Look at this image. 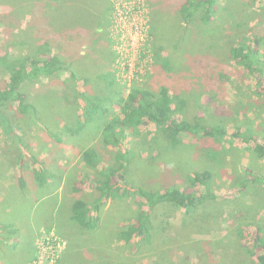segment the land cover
<instances>
[{"label":"rangeland","instance_id":"1","mask_svg":"<svg viewBox=\"0 0 264 264\" xmlns=\"http://www.w3.org/2000/svg\"><path fill=\"white\" fill-rule=\"evenodd\" d=\"M38 1L21 0L19 6L0 3V57L45 59L57 56L59 47H64V54L70 53L72 59L80 49L88 68L92 65L91 71L81 61L74 80L69 71L74 67L67 57L58 55L63 60L60 70L24 85L36 113H22L15 102L1 110L14 119L15 132L7 134L0 124V163H31L27 155L49 161L53 152L56 163H86L80 150L94 141L101 160L112 167L121 163L128 185L134 188L160 191L176 186L202 192L204 186L193 187L188 177L211 170L210 189L218 197L190 212L171 202L149 208L139 195L101 199V215L94 216L96 221L90 228L99 225L102 232L94 233L93 242L85 245L88 253H83L90 258L91 252L100 253L108 258V264H259V250L256 248L257 254L251 251L257 228L264 229V182H256L254 177L264 175V157L257 156L253 145L232 135L203 143L202 137L184 132V149H178L155 124L148 123L140 136L129 137L126 145L108 150L101 132L110 115L89 124L82 136L66 138L61 144L52 140L48 131L62 135L63 127L73 124L81 111L82 93L89 89L110 95L107 81L114 79L155 92L167 87L174 98L176 117L207 126L223 124L230 132L245 125L264 140V100L253 78L229 52L231 44L246 36L257 38L264 55V20L260 19L264 18V0H239L243 11L229 18L223 12L227 0H219V13L207 25L198 19L184 21L181 8L186 0H71L74 6L57 9L56 0H44L46 8L42 9L47 13L42 18L49 23L47 30L40 28L42 23L33 14ZM98 2L102 14L96 13ZM12 15H17L20 23L12 22ZM57 28L68 34L60 44ZM81 31L93 38V44L84 41L72 48L73 34ZM103 73L109 78H103ZM0 78L9 79L1 62ZM113 100L109 107L114 105L117 112V99ZM72 145L76 147L71 149ZM116 154L124 158L118 160ZM96 195L91 193L90 197ZM9 199L13 200L11 195ZM146 212L148 232L126 242L122 232ZM76 229L79 233L86 230Z\"/></svg>","mask_w":264,"mask_h":264},{"label":"trees","instance_id":"2","mask_svg":"<svg viewBox=\"0 0 264 264\" xmlns=\"http://www.w3.org/2000/svg\"><path fill=\"white\" fill-rule=\"evenodd\" d=\"M21 0H0V3H9L11 6H19ZM103 0H101L102 2ZM39 4L34 5L33 14L37 20L42 23L44 30H47L49 23L42 18L46 17L47 10L44 6V0H39ZM101 2L95 4L96 13H103L101 10ZM219 0H186L182 5L181 14L185 22L191 23L198 19L202 24H211L212 19L218 15ZM223 12L230 17V14L243 11L242 2L239 0H227L224 3ZM59 5V4H58ZM73 6L72 4H61L56 7ZM242 7V8H241ZM101 8V9H100ZM68 8H65V13L68 14ZM70 13V12H69ZM69 15V14H68ZM8 20L4 18V20ZM263 21V16H260ZM10 21V20H9ZM12 22L20 23L17 15H12ZM64 24V23H63ZM63 28H57L56 35L62 36L66 32ZM82 32V31H81ZM83 33V32H82ZM77 37H79L77 35ZM205 37V36H204ZM196 40H193L195 43ZM257 38L244 37L240 42H235L229 46L230 56L240 64L246 72L253 78L254 85L258 89L259 95L264 100V55L261 47L258 46ZM48 44V43H47ZM94 44H98L95 39ZM207 44V42H206ZM207 47V46H206ZM62 57V56H61ZM58 55L50 56L49 58L41 59L31 55L8 56L0 57V62L9 73L8 81L0 78V124L4 127L7 133L13 129L11 122L14 119H9V115H4L1 110L17 103L18 109L22 113H36V106L29 101L27 92L23 91L24 85L28 81L37 80L43 75H51L56 70L63 67V60ZM90 65V69H91ZM100 66V65H99ZM105 79L109 78V74H101ZM70 77L77 80L76 73L70 72ZM116 85V87H115ZM109 88L112 89L110 97L116 100L119 106V113L116 112L114 106L109 107L105 99L92 90L87 89V92L82 93L81 97V111L78 115L75 126L66 125L67 130L71 134H78L91 122L95 117L104 118L109 113H114L111 119H107L104 131L103 142L104 145L114 149L121 147L128 143L129 137L141 135V130L144 124H155L162 133L169 139L172 146L178 149H184L185 146L181 133H189L193 136L202 137L203 143L205 139H215L217 137L225 138L227 135H232L236 138H241L245 142L253 145V151L258 157H264V140L250 127L239 125L234 127L233 131L223 124H216L207 126L199 122H192L187 119L178 118L175 116L174 98L169 94L167 87H162L158 92L151 90L148 87L132 85L128 87L122 85L114 79L109 80ZM114 153V152H113ZM115 154V153H114ZM212 154V152L210 153ZM116 154L118 160H121L124 155ZM86 163L98 167V163H104L98 156L97 152L90 149L84 153ZM33 160V159H32ZM33 163H38L34 158ZM119 163V162H118ZM102 176L105 179L97 181L96 187L100 191L101 199L107 197H126L131 195H139L146 200L149 208L164 202H171L186 212L195 209L199 204L211 199H216L218 195L210 189V182L213 179V171L201 170L191 174L188 179L193 187L197 185L204 186V191H187L176 186L167 187L160 191H150L144 188H132L128 185L125 175L122 172L124 166L119 163L116 167L102 165ZM117 177V180L115 179ZM120 179V181H119ZM256 182H264V175H257L254 177ZM120 182V183H119ZM98 207V205H96ZM74 217L85 222L86 217L90 212V207L87 203L78 200L73 205ZM96 220V219H95ZM95 220L86 222L87 226H92ZM149 213H143L139 216L137 223L131 225L127 230L122 232L123 239L130 242L134 234L145 235L148 232ZM246 228V227H245ZM254 249L251 254H257L258 251L259 264H264V229L259 226L256 235H253Z\"/></svg>","mask_w":264,"mask_h":264},{"label":"crops","instance_id":"3","mask_svg":"<svg viewBox=\"0 0 264 264\" xmlns=\"http://www.w3.org/2000/svg\"><path fill=\"white\" fill-rule=\"evenodd\" d=\"M62 3L74 6V2L71 0L67 2L65 0H56V7ZM67 35L66 33L62 36L56 35L58 43L60 44V42L67 40ZM88 35L86 32L74 33V44L71 47H77L84 41V43L87 42L86 44L92 45L93 38H89ZM59 48L61 52L57 55L67 57L68 59L66 58V60L74 67L69 70L70 72L74 71L76 73L75 68L79 66L81 61L85 65L87 64L85 55H80L83 54L80 52V49L75 50L71 59L70 53L64 54L67 50L66 48ZM87 69H89L88 64ZM107 82L109 83V81ZM106 88L109 89L108 84ZM100 96L105 99L106 104H112L113 98L108 93L104 96L101 94ZM83 101L81 100L80 103ZM78 115L74 123L69 125L75 126ZM113 115L114 113H109L104 118L95 117L78 134L69 133L66 126H64L62 135L55 136L56 131L51 130L48 131V136L61 144L66 138L74 139L82 136L89 124L98 120L104 121L108 116L107 119L109 120ZM52 120L53 123L56 121L55 119ZM105 123H102L101 135L103 134ZM92 142L94 141L89 142V144L81 148L80 155L82 157L90 149L97 150ZM74 147L76 146H70L71 149ZM104 147L108 148V150L111 149L107 146ZM27 156H30L31 163H0V264H30L36 253L37 240L48 229H53L61 235L67 236H65L67 239L63 236L67 240V247L64 249L58 264H108V258L107 260L104 259L100 253L91 252V258L84 254L88 253L86 246L88 243L93 242L94 233L102 232L99 225H95L96 228L92 229L86 225V222L95 220L94 216L96 214H98V217L101 215V210L98 211L100 191L97 189L96 184L97 181L100 182V180L105 179L101 174L102 165L109 166L108 163H98V167H94L88 163H56L54 152L53 158L49 161L39 159L34 155ZM34 158L37 159L38 163H33ZM83 160L85 161L84 158ZM116 165L118 166L119 163H116ZM90 174H96V177ZM132 188L134 189V187ZM91 193L97 195L92 198L90 197ZM10 195L13 199L11 201L9 199ZM23 200L27 201L28 204H23ZM78 200L87 203L90 207V212L85 222L74 217L73 205ZM78 226L84 227L86 230L79 233L76 229ZM136 235L138 236V234H134L132 239L137 237ZM74 245L76 246L75 249L73 248ZM81 256L86 257L82 260Z\"/></svg>","mask_w":264,"mask_h":264},{"label":"built area","instance_id":"4","mask_svg":"<svg viewBox=\"0 0 264 264\" xmlns=\"http://www.w3.org/2000/svg\"><path fill=\"white\" fill-rule=\"evenodd\" d=\"M66 247L67 241L55 230L48 229L37 240L36 253L30 264H58Z\"/></svg>","mask_w":264,"mask_h":264}]
</instances>
